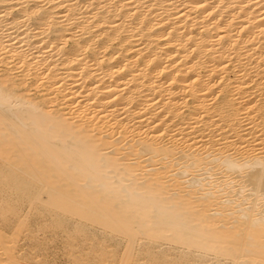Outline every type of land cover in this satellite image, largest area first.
I'll return each mask as SVG.
<instances>
[{
	"label": "bare ground",
	"instance_id": "1",
	"mask_svg": "<svg viewBox=\"0 0 264 264\" xmlns=\"http://www.w3.org/2000/svg\"><path fill=\"white\" fill-rule=\"evenodd\" d=\"M1 67L0 264H264V0H0Z\"/></svg>",
	"mask_w": 264,
	"mask_h": 264
},
{
	"label": "rangeland",
	"instance_id": "2",
	"mask_svg": "<svg viewBox=\"0 0 264 264\" xmlns=\"http://www.w3.org/2000/svg\"><path fill=\"white\" fill-rule=\"evenodd\" d=\"M3 69L5 67L0 68V70ZM14 72L18 75L21 74L18 70ZM29 82H32V80ZM34 225L33 223H29L28 227L33 230ZM14 226H17V224L11 221L10 223L4 224L3 229L12 236L14 234ZM14 241L15 244L13 247L15 249L12 251V255H15L18 260L26 257L25 260H29V263L32 264H96L92 262L94 255L91 252V255L83 258L85 257L84 251H70L61 237L32 236L26 229L21 234L19 233L14 238ZM3 258H6L5 264L10 263L7 255Z\"/></svg>",
	"mask_w": 264,
	"mask_h": 264
}]
</instances>
